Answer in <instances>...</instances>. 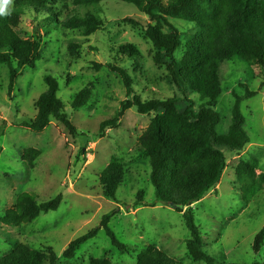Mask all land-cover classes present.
Instances as JSON below:
<instances>
[{"label":"rangeland","instance_id":"obj_1","mask_svg":"<svg viewBox=\"0 0 264 264\" xmlns=\"http://www.w3.org/2000/svg\"><path fill=\"white\" fill-rule=\"evenodd\" d=\"M49 1L46 14L26 7L19 22L14 18L17 0H8L5 6L9 22L17 23L14 26L19 38L38 43L41 58L33 68L18 71L12 95L8 94L9 69L0 65V260L15 243H22L47 256L54 254L56 264H139L146 247L153 245L177 264H206L194 262L187 249L190 233L184 214L191 210L204 250L215 258L214 264H264V246L259 253L253 251L254 239L264 227V185L246 202L238 175L240 171L247 176L249 168L256 176L264 174L261 67L252 58L220 63L221 86L215 111L221 123L217 132L227 136L234 123L236 96L253 94L241 106L250 142L239 152L220 148L226 157L220 183L201 201L178 212L170 203L157 202L152 158L139 147L158 114L140 115L132 108L120 118L117 128L107 129L104 135L100 125L118 117L123 104L135 97L142 102L173 100L181 113H199L200 96L183 82L177 83L172 69L180 72L192 44L201 41L199 26L206 24L207 5L201 4L197 21L167 18L181 41L175 65H170L169 61L156 63L157 50L146 31L149 25H158L164 35H169L171 29L134 5L122 0ZM89 15L102 25L88 35L84 21ZM108 63L129 72L133 94L127 93L120 77L107 68ZM48 75L58 79V97L76 129L75 135L54 118L39 131L24 126L37 116V102L47 91ZM86 88L92 90L87 105L74 110V98ZM196 129L200 130V125ZM184 139L186 143L187 137ZM27 150L39 151L40 155L32 159ZM23 159L32 162L33 169H28ZM113 159L125 170L116 201L104 197L100 181ZM184 164L179 158L168 161L163 170L167 186L174 183V170ZM23 193L34 195L39 203L62 196V203L58 210L42 213L30 222L18 220L11 211H16ZM140 193L143 203L138 204ZM112 211L118 213L110 227L128 247L127 254L115 249L100 227L103 216ZM95 228L100 229L97 236L73 259L64 257L72 241Z\"/></svg>","mask_w":264,"mask_h":264},{"label":"trees","instance_id":"obj_2","mask_svg":"<svg viewBox=\"0 0 264 264\" xmlns=\"http://www.w3.org/2000/svg\"><path fill=\"white\" fill-rule=\"evenodd\" d=\"M122 1L134 5L151 19L158 20L171 29L169 35H164L158 25H149L146 31V37L157 50L156 63L164 64L169 61L170 65H175V53L180 48L181 41L178 30L169 24L167 18L197 21L200 20L198 10H201V4L207 5L206 24L199 26L201 41L192 44L180 72L172 69L177 83L183 82L200 96L202 105L199 113L195 115L190 110L181 113L173 100L142 102L140 98L135 97L133 101H126L123 104L118 117L106 120L100 125V133L104 135L107 129L117 128L120 118L132 108H136L140 115L153 112L158 114L152 121L148 134L140 140L139 147L142 152L152 158L154 171L151 178L157 202L175 203L179 206L176 210L181 212L183 208L180 207H187L201 201L220 183L226 168V157L220 148L239 152L244 150L250 142L248 132L243 127L245 119L241 106L242 102L253 97V94L245 97L236 96L232 111L234 123L227 136H220L217 132V127L221 123V116L215 111L221 86L219 66L220 63L237 57L252 58L264 72V0H172L167 3L165 0ZM7 3L0 0V9H2L0 12V65H6L9 69L8 94L12 95L19 78L18 71L33 68L40 60L41 54L38 43L31 44L19 38L15 23L11 24L5 14ZM50 6L49 0H17L14 18L16 22H19L26 7H30L38 14H46L44 9ZM84 25L85 33L89 35L99 29L102 23L94 15H89ZM106 66L120 77L127 93L133 94V83L129 72L116 63H108ZM45 83L47 91L37 102V116L24 126L39 131L54 118L69 129L72 135H75L76 129L69 120L64 103L58 97L60 91L58 79L48 75L45 77ZM91 95L90 88L80 91L72 102V108L79 110L85 107ZM190 103L192 105L194 102ZM199 125L200 130L196 129ZM184 137H187L186 143L183 142ZM26 153L32 159L40 155V152L36 150H27ZM177 158L185 164L174 170L176 171L174 183L167 186V178L163 170L168 161H175ZM23 161L28 169H33L32 162L27 163L24 159ZM241 174L238 171L240 185L244 192L242 197L248 202L261 191L264 185V174L256 176L252 168L248 169L247 176L243 177ZM124 175L122 163L113 159L100 178L104 197L116 201V193ZM17 201L16 211L11 213L18 220L24 219L30 222L42 213L47 214L58 210L62 203V196L52 201L39 203L34 195L23 193ZM141 203L143 198L140 193L138 204ZM117 213L112 211L104 215L100 227L110 239L111 245L121 254H127L128 247L117 238L110 227V222ZM184 222L190 233L187 249L192 260L196 263L214 264L215 258L204 250L203 237L191 210L184 214ZM99 230L95 228L72 241L65 250L64 257L73 259L83 245L97 236ZM263 246L264 227L254 239L253 251L259 253ZM47 262L56 264V256L54 254L47 256L22 243H15L9 253L0 260V264H46ZM139 264L177 263L153 245H148L139 259Z\"/></svg>","mask_w":264,"mask_h":264},{"label":"water","instance_id":"obj_3","mask_svg":"<svg viewBox=\"0 0 264 264\" xmlns=\"http://www.w3.org/2000/svg\"><path fill=\"white\" fill-rule=\"evenodd\" d=\"M170 207H172V208H174V209L179 208V206H178L177 204H175V203H171V204H170ZM180 208H184V207H180Z\"/></svg>","mask_w":264,"mask_h":264},{"label":"clouds","instance_id":"obj_4","mask_svg":"<svg viewBox=\"0 0 264 264\" xmlns=\"http://www.w3.org/2000/svg\"><path fill=\"white\" fill-rule=\"evenodd\" d=\"M8 2V0H4V3H7ZM0 12H2V9H0Z\"/></svg>","mask_w":264,"mask_h":264}]
</instances>
